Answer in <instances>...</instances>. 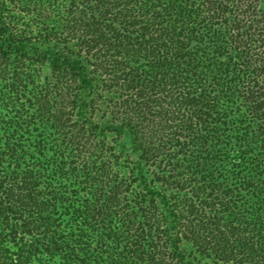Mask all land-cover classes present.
<instances>
[{"label":"trees","instance_id":"trees-1","mask_svg":"<svg viewBox=\"0 0 264 264\" xmlns=\"http://www.w3.org/2000/svg\"><path fill=\"white\" fill-rule=\"evenodd\" d=\"M0 264H264V0H0Z\"/></svg>","mask_w":264,"mask_h":264}]
</instances>
